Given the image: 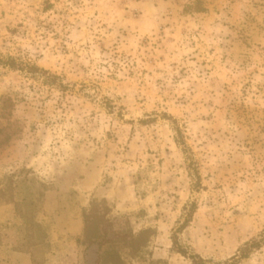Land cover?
Listing matches in <instances>:
<instances>
[{"label": "rangeland", "instance_id": "obj_1", "mask_svg": "<svg viewBox=\"0 0 264 264\" xmlns=\"http://www.w3.org/2000/svg\"><path fill=\"white\" fill-rule=\"evenodd\" d=\"M119 262L264 264V0H0V264Z\"/></svg>", "mask_w": 264, "mask_h": 264}, {"label": "trees", "instance_id": "obj_2", "mask_svg": "<svg viewBox=\"0 0 264 264\" xmlns=\"http://www.w3.org/2000/svg\"><path fill=\"white\" fill-rule=\"evenodd\" d=\"M10 66H13V65H10ZM193 207H194V206H193ZM192 209H193V208H192ZM192 211H193V210H191V212H192ZM253 244H254L255 246L258 245L257 242H255V243H253ZM183 254H184V253H183ZM246 255H247V254L243 252V253L241 254V258H242V257H246ZM116 264H121V263L119 262V263H116Z\"/></svg>", "mask_w": 264, "mask_h": 264}]
</instances>
